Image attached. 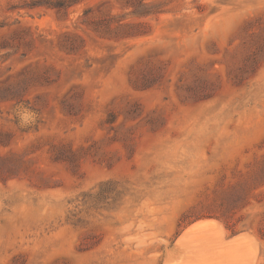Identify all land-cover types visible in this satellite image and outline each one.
Instances as JSON below:
<instances>
[{
    "label": "rangeland",
    "instance_id": "1",
    "mask_svg": "<svg viewBox=\"0 0 264 264\" xmlns=\"http://www.w3.org/2000/svg\"><path fill=\"white\" fill-rule=\"evenodd\" d=\"M0 264H264V0H0Z\"/></svg>",
    "mask_w": 264,
    "mask_h": 264
},
{
    "label": "bare ground",
    "instance_id": "2",
    "mask_svg": "<svg viewBox=\"0 0 264 264\" xmlns=\"http://www.w3.org/2000/svg\"><path fill=\"white\" fill-rule=\"evenodd\" d=\"M199 224H200V223H198L197 225H194V226L191 228V230H192L194 227H197V226L203 227L204 225H206V226H208V225H209V226H212V225H213V224H212V225L209 224L208 222L201 223L200 225H199ZM209 226H208V227H209Z\"/></svg>",
    "mask_w": 264,
    "mask_h": 264
}]
</instances>
